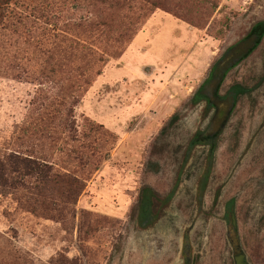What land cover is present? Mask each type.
<instances>
[{"label": "rangeland", "instance_id": "rangeland-1", "mask_svg": "<svg viewBox=\"0 0 264 264\" xmlns=\"http://www.w3.org/2000/svg\"><path fill=\"white\" fill-rule=\"evenodd\" d=\"M91 2L18 0L17 31L0 41V151L44 157L80 176L84 168L78 167L75 150L87 149L88 124H101L115 135L108 140L89 134L99 154L108 157L90 174L67 223L21 210L14 198L0 196V264H181L182 234L193 220L183 249L195 257L194 264H233L219 219L222 205L214 207L206 233L209 205L193 204L198 170L184 174L177 200L161 206L154 226L141 230L136 217L142 188L159 195L170 191L179 148L196 117L188 108L192 92L219 50L248 23L264 18V0H172L142 18L122 45L101 44L89 30ZM225 22L222 38L217 33ZM79 27L83 35L77 40ZM69 39L79 42L78 49ZM99 49L105 52L102 65L95 63ZM75 57L90 60L84 77L91 84L74 94L69 133L60 125L65 102L60 97L71 86L67 77L78 75L77 66L83 65ZM54 106L59 113L52 119L47 112ZM174 113L178 123L161 134ZM256 207L239 198L238 232L249 264H264V206ZM182 256L188 257L184 251Z\"/></svg>", "mask_w": 264, "mask_h": 264}, {"label": "flooded vegetation", "instance_id": "flooded-vegetation-1", "mask_svg": "<svg viewBox=\"0 0 264 264\" xmlns=\"http://www.w3.org/2000/svg\"><path fill=\"white\" fill-rule=\"evenodd\" d=\"M236 35L219 50L192 92L188 108L196 117L179 148L178 171L170 191L159 195L145 188L147 205L139 206L136 223L141 230L154 226L161 206L177 200L184 187V174L198 170L193 204L209 205L206 233L215 216L214 207L222 205L219 219L225 224L233 264L240 256L249 264L240 243L236 210L242 195L255 201L256 208L264 206V18L251 21ZM179 119L172 114L160 133L167 135ZM198 191L200 196L196 195ZM195 222L182 234L178 254L181 264L195 263V257L183 249L188 247L184 241L189 239ZM183 251L188 257L183 258Z\"/></svg>", "mask_w": 264, "mask_h": 264}, {"label": "trees", "instance_id": "trees-1", "mask_svg": "<svg viewBox=\"0 0 264 264\" xmlns=\"http://www.w3.org/2000/svg\"><path fill=\"white\" fill-rule=\"evenodd\" d=\"M142 1V8L138 7L134 10L133 5ZM149 3L148 6H143V0H92L91 12L92 19L89 20L91 26L89 30L97 33L98 42L112 41L116 45H122L132 38L136 33L135 26L141 19L147 17L150 12L162 8L172 0H144ZM183 1V0H181ZM190 1V0H184ZM18 0H0V41L2 36H6L8 32L17 31L15 21L20 20V14L15 12L14 6ZM215 9L212 6L211 12ZM202 13L199 12L198 15ZM211 14V13H210ZM21 21V20H20ZM221 32L217 33L219 37L224 38L228 23L225 22ZM79 30L81 27L78 28ZM84 33V32H83ZM78 35L81 30L75 32L74 37L79 40ZM89 35V34H87ZM89 37V36H85ZM76 48L80 46L79 42L69 39ZM101 46V45H100ZM83 48V46H81ZM95 63L100 65L106 62L104 50L99 49ZM83 49H80V53ZM78 63L83 62V65L77 66V74H70L67 79L71 82L66 95L60 97L65 102L60 103L63 107L61 127L69 133L73 130V106L75 93L80 90L82 84L89 86L91 79L84 77L85 70L90 67V60H80L81 57H75ZM71 62V60L69 61ZM102 71L96 70V75H100ZM58 106H54L51 112L47 115L52 119L58 118ZM88 132L83 133V137L88 139L87 149L84 153L75 150L76 159L79 163V168H84L83 172L78 176L77 171L64 172L53 166V163L47 162L44 157H32L31 154L23 153L19 150L9 149L0 151V196L12 197L15 199L18 207L21 210L28 211L34 215L45 218H52L56 221L67 223L74 216V206L76 200L86 186V181L89 180L90 174L99 169V163L108 157V152L102 156L94 146V141L90 139L89 134H96L108 140H114L115 135L108 129H105L101 124L89 123ZM50 138L55 139L54 135ZM76 140V135L71 138ZM85 170H88L87 172ZM145 188L140 192L141 203L146 206ZM139 205V206H140ZM82 213V218L85 217ZM68 216V220L66 217ZM84 223V221H83Z\"/></svg>", "mask_w": 264, "mask_h": 264}, {"label": "water", "instance_id": "water-1", "mask_svg": "<svg viewBox=\"0 0 264 264\" xmlns=\"http://www.w3.org/2000/svg\"><path fill=\"white\" fill-rule=\"evenodd\" d=\"M236 263L237 264H245L242 260V256H240L239 258L236 259Z\"/></svg>", "mask_w": 264, "mask_h": 264}]
</instances>
